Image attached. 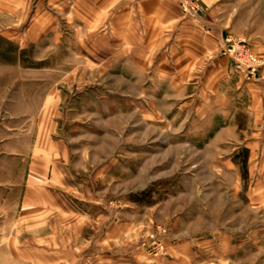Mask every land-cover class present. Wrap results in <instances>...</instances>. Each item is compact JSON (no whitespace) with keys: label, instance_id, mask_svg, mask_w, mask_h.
I'll return each mask as SVG.
<instances>
[{"label":"rangeland","instance_id":"1","mask_svg":"<svg viewBox=\"0 0 264 264\" xmlns=\"http://www.w3.org/2000/svg\"><path fill=\"white\" fill-rule=\"evenodd\" d=\"M220 1L227 39L255 50L264 0ZM121 3L0 0V264H264V166L239 180L243 146L219 147L230 174L169 98L140 94L110 29ZM33 186L60 212L26 222Z\"/></svg>","mask_w":264,"mask_h":264},{"label":"crops","instance_id":"2","mask_svg":"<svg viewBox=\"0 0 264 264\" xmlns=\"http://www.w3.org/2000/svg\"><path fill=\"white\" fill-rule=\"evenodd\" d=\"M120 1V13L112 16L110 29L116 35L114 43L120 39L118 48L123 50V57L131 58L125 64L134 63L141 73L142 65L146 66L143 79L141 73L138 77L139 90H143L140 94L151 93L148 96L162 98L163 103L169 98L170 104H175L170 108L178 115L175 119L192 122L199 130L198 140L190 139L189 143L201 144V152L215 150L206 155L209 161L224 156L223 160L230 162L229 167L225 164L230 174H235L239 164L220 148L236 150L243 146L240 152L246 155L249 167L238 172L239 180L253 173L257 165L252 168V162L264 166V68L259 70L257 81L248 79L225 54L227 35L236 32L233 26L228 28L221 1L200 0L194 17L183 13L178 0ZM116 18H120L117 23ZM260 38L254 47L264 62V38ZM161 111L155 109V116ZM54 158L47 153V160ZM52 192L46 186L27 189L26 222L35 215L41 217L46 208L60 210L45 201V195ZM35 193L37 200L33 201Z\"/></svg>","mask_w":264,"mask_h":264},{"label":"built area","instance_id":"3","mask_svg":"<svg viewBox=\"0 0 264 264\" xmlns=\"http://www.w3.org/2000/svg\"><path fill=\"white\" fill-rule=\"evenodd\" d=\"M186 7L188 6L184 5V10L188 11ZM226 41L224 52L230 57L235 68L248 79L257 81L258 72L264 68V62L257 55L253 46L244 40L228 38Z\"/></svg>","mask_w":264,"mask_h":264}]
</instances>
